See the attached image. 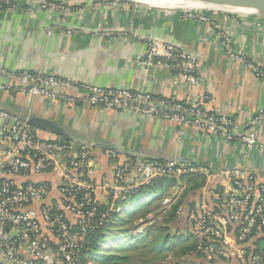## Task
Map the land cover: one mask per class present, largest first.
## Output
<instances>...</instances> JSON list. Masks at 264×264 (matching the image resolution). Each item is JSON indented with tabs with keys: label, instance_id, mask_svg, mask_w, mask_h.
Wrapping results in <instances>:
<instances>
[{
	"label": "crops",
	"instance_id": "obj_1",
	"mask_svg": "<svg viewBox=\"0 0 264 264\" xmlns=\"http://www.w3.org/2000/svg\"><path fill=\"white\" fill-rule=\"evenodd\" d=\"M30 5L28 0H18L15 8L0 11V63L9 70H43L92 85L131 90L142 88L159 97H174L185 102L206 92L211 97L210 109L243 121L264 109V81L249 68V63H255L264 71L262 16L208 11L205 14L212 22H206L183 11L134 4L88 6L84 2L82 9L67 15ZM215 24L221 25L229 34L241 61H233L227 55ZM149 37L173 42L197 56L201 73L195 89L164 64H156L146 72L135 64V58L146 50ZM6 82L7 79L0 76V127L5 119L35 115L54 121L77 138L96 143L91 146L92 170L88 181L97 187L96 200L106 208L117 204L109 186L114 182L116 167L125 158L133 162L175 160L213 173L215 177L209 179L205 172L198 171L205 175V184L188 193L173 224L163 225L171 229L168 235L173 237H183L188 242L192 235L197 240L193 216L200 218L204 212L218 210L222 203L214 199L215 191L222 192L225 197L231 195L230 180L217 174L239 169L246 183H253L257 188L264 185V127L257 131V145L250 148L240 141H229L191 126L183 127L185 133L179 136L178 126L169 121L146 118L127 110L63 104L50 106L38 97L18 93L15 88H2ZM10 82L16 87L15 79ZM1 113L7 117H1ZM37 132L42 139L58 140L53 132L41 129ZM31 179L55 186L60 182L56 171L33 175ZM128 180L130 183L139 181L140 185L136 164L130 169ZM23 181V178H16V182ZM163 182L147 197L139 194V204L154 202L170 194L173 187L165 186ZM121 207L123 211L129 205ZM144 226L140 225L141 230ZM236 229L232 225L230 235L233 239ZM256 238L264 247V225ZM186 255L184 257L190 259L191 255L208 254L200 251L197 244L196 252ZM211 258L208 255V259L203 257L200 262L240 264L235 260L216 258L208 262Z\"/></svg>",
	"mask_w": 264,
	"mask_h": 264
},
{
	"label": "built area",
	"instance_id": "obj_2",
	"mask_svg": "<svg viewBox=\"0 0 264 264\" xmlns=\"http://www.w3.org/2000/svg\"><path fill=\"white\" fill-rule=\"evenodd\" d=\"M28 1L31 7L36 4L43 11H57L64 15L82 9L84 2L88 6L133 5L117 0ZM17 3L18 0H0V11L13 9ZM182 11L190 17L211 21L203 10ZM215 27L219 29V38L227 55L233 61H241L226 30L219 24ZM48 33H52L51 28ZM146 40V50L135 58L137 66L146 72L156 64H164L193 89L197 87L201 63L195 54L173 42L153 37ZM249 68L264 81V71L257 64L249 63ZM0 76L7 79L2 88H15L18 93L38 97L50 106L63 104L127 110L146 118L174 123L178 126L179 136L185 133L183 127L191 126L229 141H240L250 148L257 145V131L264 127V109L243 121L210 109L211 97L206 92L185 102L174 97H159L142 88L103 87L43 70H9L2 63ZM14 79L16 87L10 82ZM1 117L6 118L7 114L1 113ZM14 120L11 126L5 122L0 136V264H86L84 261L88 255L84 253L91 236L106 228L111 213L122 212V204L105 209L97 202V187L88 181L92 170L91 146L69 140L42 139L28 120ZM134 164L140 175V185L139 181L130 183L128 180ZM51 171L59 173L57 186L31 179L33 175ZM198 171L205 172L209 179L215 177L209 170L175 160L133 162L125 158L116 167L114 182L109 188L114 202L122 203L142 185H152L159 179H180ZM217 175L230 180L232 193L225 197L222 192L215 191L214 199L222 203L218 210L204 212L200 218L193 216L198 249L217 259L264 264V248L256 245V237L264 225V185L257 188L253 183H246L239 169ZM16 178L24 181L16 182ZM150 193L152 190L145 191L142 197ZM232 225L237 228L234 239L230 235Z\"/></svg>",
	"mask_w": 264,
	"mask_h": 264
},
{
	"label": "trees",
	"instance_id": "obj_3",
	"mask_svg": "<svg viewBox=\"0 0 264 264\" xmlns=\"http://www.w3.org/2000/svg\"><path fill=\"white\" fill-rule=\"evenodd\" d=\"M181 180L186 182V185L184 186V192L179 197L178 202L174 203V206H171L170 209H167L164 211V213L169 212L170 214V219L168 220L167 223L173 224L178 218H177V211L182 205L183 200L186 198L189 192L198 190L200 187H202L205 184L206 177L204 174L195 172V173H189L181 177ZM164 181L165 183L169 186L174 185L176 182L175 178H167V179H159L152 185H142L141 187L138 188V190L133 191L132 197L130 199H134L135 197H139V194H142L145 191H149L152 189L158 190L159 184ZM129 199V200H130ZM128 201V200H127ZM127 201H124L122 203L117 202V204H122V205H127ZM157 201V200H156ZM155 202V201H154ZM154 202H142L138 204L135 207H130V209H123L122 212H113L111 213V221L107 224L105 229H102L96 233H94L91 238H90V243L87 246V250L85 251L84 255H88V258L85 259L84 263H87V260L91 258L93 261H95L97 264H115L117 263L121 257L117 255V252H119L122 249H127L128 247H133L134 245L131 244L134 242L133 240L131 243H126L125 240L128 239L129 234V229L127 228L128 222L130 217H132L137 210H140L139 208L142 206L145 207L146 205H149L150 203ZM116 204V205H117ZM103 208L107 209L106 207L103 206ZM170 210V211H169ZM129 217V219H128ZM170 230L169 227H164L163 225L160 227L161 232H166L165 237L162 236V234H159L156 241L157 243L155 244L156 250H164L166 248H172V247H178L180 250L178 252V255H183L187 256V253L190 252H196L197 250V240L194 238V236L190 235L189 236V241L184 240L183 237H173L172 235H168V231ZM131 232V231H130ZM170 238V240H169ZM142 239V238H141ZM163 239V240H162ZM119 240V241H118ZM140 240V239H139ZM160 240H162L160 242ZM108 243L110 246L107 247L105 246V249H103L101 246L102 243ZM256 245L258 248H264L262 246V242L257 241ZM202 258H207L208 255H200ZM216 257H212L211 260H208V262H211L212 259L215 261ZM217 259V258H216ZM219 260H224V259H219ZM213 261L211 262V264Z\"/></svg>",
	"mask_w": 264,
	"mask_h": 264
},
{
	"label": "rangeland",
	"instance_id": "obj_4",
	"mask_svg": "<svg viewBox=\"0 0 264 264\" xmlns=\"http://www.w3.org/2000/svg\"><path fill=\"white\" fill-rule=\"evenodd\" d=\"M175 180L176 182L171 186L173 188L170 191V194L162 198L160 197V199H158L154 203H150L143 208L141 206L139 208L140 210H137V212H135L136 214L130 217V219L128 217L129 222L127 228L129 229L130 236H128V239L125 241L126 243H131V241L133 240L134 242H132L131 244H133L134 246L128 247L127 249L124 248L117 252V255H119L121 258L116 261L117 263L115 264H201L200 259L202 258V256L191 255L190 259H188L186 257H183V255H178V252L180 250L178 247L166 248L160 251L156 250L155 244L157 243L156 239L158 235L162 234V236L165 237V234L167 232H161L160 227L162 225L170 224L167 223L170 219V214H168L169 212L164 213V211L167 210L165 208L168 205L174 206V203L178 202L179 197H181L184 192L183 185H186V182L181 179ZM138 200L139 197L128 200L127 204L129 205V207L126 209L129 210L130 206L136 204ZM141 224H145L143 230H141L142 228H140ZM162 240H160V242ZM107 244L108 243L105 244L104 242L100 247L105 249V246L107 247ZM110 244H108V246H110ZM88 263L97 264L91 258L87 260L86 264Z\"/></svg>",
	"mask_w": 264,
	"mask_h": 264
},
{
	"label": "water",
	"instance_id": "obj_5",
	"mask_svg": "<svg viewBox=\"0 0 264 264\" xmlns=\"http://www.w3.org/2000/svg\"><path fill=\"white\" fill-rule=\"evenodd\" d=\"M121 2L131 3L141 7L156 8L162 10H203L225 12L230 14L240 15H256L264 17V0H117ZM20 120H28L34 130L41 129L48 132H53L58 137V141L70 140L76 143L95 146L96 143L85 141L77 138L69 133L66 129L60 127L54 121L38 117L35 115L18 118ZM9 126L15 123L14 119H5L0 127V136L2 135V127L5 122Z\"/></svg>",
	"mask_w": 264,
	"mask_h": 264
}]
</instances>
